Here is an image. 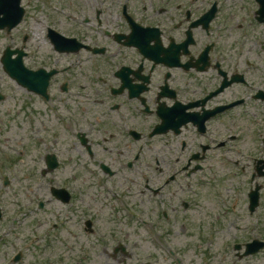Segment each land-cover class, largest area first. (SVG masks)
<instances>
[{"label":"flooded vegetation","instance_id":"obj_1","mask_svg":"<svg viewBox=\"0 0 264 264\" xmlns=\"http://www.w3.org/2000/svg\"><path fill=\"white\" fill-rule=\"evenodd\" d=\"M25 11L0 30L27 77L0 88V103L13 102L0 110V264H52L25 262L37 242L78 247L80 262L112 248L123 264H144L129 263L133 237L147 238L164 264L175 256L168 243L185 264H215L208 247L221 218L207 224L200 190L212 188L229 213L243 198L234 190L237 204L224 205L211 177L232 171L256 184L264 173V137L243 134L247 122H264V0H69L56 19L38 4ZM30 159L44 161L39 177ZM61 166L69 177L55 175ZM262 205L247 211L251 221H264ZM176 237L194 240L192 257ZM245 250L238 263L264 255Z\"/></svg>","mask_w":264,"mask_h":264},{"label":"rangeland","instance_id":"obj_2","mask_svg":"<svg viewBox=\"0 0 264 264\" xmlns=\"http://www.w3.org/2000/svg\"><path fill=\"white\" fill-rule=\"evenodd\" d=\"M44 0H26L23 3V6H27L28 8H34L35 6L40 5V8L45 9V11L52 15L53 19L60 18V13L63 7H67L69 4V0H54L52 1L53 3L44 6L43 4ZM50 1V0H46ZM55 12V13H54ZM32 13H36L35 11H31ZM64 13H71V11L65 10ZM31 34V33H30ZM37 38V37H36ZM8 44V41L3 38L2 34H0V60L2 58L4 48ZM44 54H48L46 48H42ZM0 81H3L0 83V88H8L12 87L10 83L11 80L8 79V77L5 75L1 62H0ZM8 82V83H7ZM13 88V87H12ZM12 100L5 102V103H0V110H3L4 112L7 111L8 107H12ZM5 107V108H3ZM239 110V109H238ZM235 111L234 115L236 116L237 111ZM258 112H259V119L264 121V107H258ZM242 113H245L244 111ZM249 114L252 115L251 112H248ZM246 114V113H245ZM237 117V116H236ZM258 118V115L256 116ZM252 120V118H250ZM264 126V122H259L258 127H256L252 122L246 123L245 125V132H243L244 136L247 138L246 141L247 143L250 142V139L252 138L255 140V143H259L260 139L259 137H264V132H262V127ZM242 128V126L240 127ZM256 130H260L259 134L260 136L256 133ZM262 134V135H261ZM251 139V140H252ZM39 151L41 152L40 148L38 147ZM57 152L63 155L64 153V146L58 145V147L55 148ZM46 155V154H45ZM44 155V156H45ZM61 155V156H62ZM36 158H37V153H36ZM69 156V154H68ZM64 157V155H63ZM35 167L36 165L41 168L39 172H37V177L41 175V172L45 169L44 161L42 164V160L39 161H34L33 159H30L28 161V166ZM62 166L59 168L58 172L56 171L55 175H60L61 173L66 177L70 176L69 172V167L66 166L62 168ZM65 171V173H64ZM212 183L214 185H218L221 187L223 190L220 191L221 198L223 199V204L224 205H229V207L232 209L235 207L237 203L235 201H230L228 198L229 195H231L234 190L235 194H232V199L235 198V196L239 195L240 199L243 198L242 202L239 205V209H236L235 211L229 209V213H224L223 214V209L225 207L222 205V200L217 196V194L214 193V190L212 188H205L207 191L202 192L200 190V194L204 195V198H201L202 202L207 204L205 206V209L207 211H210L211 218L208 217L207 219V224L208 223H215L219 218H221L220 223V229L217 230L216 237H214V245L209 246L208 249L213 252V255L216 254L217 259L215 261V264H226V263H231L233 261L237 262V264H264V255L254 259V260H244L238 263V258H236L235 251L232 250L233 245L235 242H243L249 239V237L252 236V233L256 231L258 236L261 237V239L264 240V222L256 224L254 221H251V217L248 214V208H247V200H248V193L251 190L250 188L252 187V183L250 182L248 184L249 176L245 175H235L232 171H221L218 173L216 176L211 177ZM1 184V182H0ZM256 184L260 185L262 188L261 191V198L263 200V205L260 210V215L264 217V177H258L256 178ZM242 186V190H241ZM255 187V182L253 184ZM0 186V190H3ZM253 187V188H254ZM245 189V191H243ZM225 194L227 195L228 202L226 200ZM242 194V196H241ZM10 195H12L10 193ZM9 194L6 195L8 198V203L7 207L11 211V214L8 213L9 215H13V212L17 209V207H14L13 203L11 204V196ZM238 197V196H237ZM13 200V198H12ZM13 205V206H12ZM197 210H201L200 208H197ZM248 211V212H247ZM222 214V217L220 216ZM241 215H244V217L241 218ZM203 216V215H202ZM223 216H226L224 218ZM261 216V217H262ZM258 217V216H257ZM53 219L52 217H50ZM264 220V218H263ZM51 221V220H50ZM217 223V224H219ZM238 226H245L244 231L237 229ZM81 230V229H80ZM223 230V232H222ZM30 229H25L24 230V235L26 236L27 244H30V241L34 240V235L31 234ZM87 238L84 237V242L87 243L86 241ZM147 239V238H146ZM144 237L143 239L139 238H131L128 240L129 245V253L132 255L133 259L129 263H136L135 260L142 261L144 264H164L163 259H162V254L158 253L156 249H154L149 242L147 244V241ZM152 242L155 241V238L149 239ZM194 243V240H189L188 238H177L175 239V245L176 247L183 252L184 250L188 253L190 256L191 253H193L194 250H191L190 245ZM19 244V243H17ZM231 244L232 248H228L230 252L228 253V258L226 260L221 259V255L223 253H227L228 251L225 250L226 245ZM194 245L198 247H207L204 240H200V242L195 243ZM20 246L23 247V244L20 241ZM46 243L44 242H37L34 244V247L31 248V252H28L29 255H27L25 262L30 263L32 261L33 263H45V259L51 260L52 264H123L124 260V255L123 254H113V249L111 248L108 253L106 254H96L95 256H83L84 260L80 262V258L78 255H80V251L77 247L76 249H72L69 251L66 246H62L60 242H55V245L52 246V248L46 250ZM188 247V248H186ZM43 251H46V253H43ZM177 252V249L175 250ZM135 253V255H134ZM46 254V255H43ZM166 255V254H165ZM167 256V255H166ZM178 256V254H177ZM168 257V256H167ZM192 257V256H190ZM168 259H170L168 257ZM175 264L174 262H172ZM142 264V263H141Z\"/></svg>","mask_w":264,"mask_h":264},{"label":"water","instance_id":"obj_3","mask_svg":"<svg viewBox=\"0 0 264 264\" xmlns=\"http://www.w3.org/2000/svg\"><path fill=\"white\" fill-rule=\"evenodd\" d=\"M11 2L15 5H18L20 3V0H11ZM3 63H4V66L7 70V72L12 76V77H15V67L13 65V63L11 62V59L8 56H6L4 59H3ZM255 195H257V193H255ZM257 198V196H254V199ZM259 246L257 247V250L261 249L264 245L263 244H258Z\"/></svg>","mask_w":264,"mask_h":264}]
</instances>
